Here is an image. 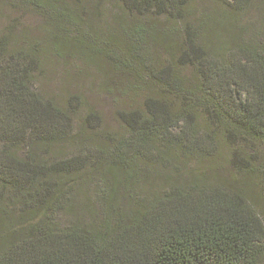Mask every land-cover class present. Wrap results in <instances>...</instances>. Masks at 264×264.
Returning a JSON list of instances; mask_svg holds the SVG:
<instances>
[{"label":"trees","instance_id":"trees-1","mask_svg":"<svg viewBox=\"0 0 264 264\" xmlns=\"http://www.w3.org/2000/svg\"><path fill=\"white\" fill-rule=\"evenodd\" d=\"M102 1L0 0L155 89L118 112L122 133L93 113L76 128L74 100L33 88L36 42L0 32V264H264V22L241 38L263 0L214 15L207 0H115L128 22L99 39Z\"/></svg>","mask_w":264,"mask_h":264},{"label":"rangeland","instance_id":"rangeland-1","mask_svg":"<svg viewBox=\"0 0 264 264\" xmlns=\"http://www.w3.org/2000/svg\"><path fill=\"white\" fill-rule=\"evenodd\" d=\"M82 2L86 3L90 0H82ZM116 3L118 2L115 0H104L94 9H92L93 5L88 7L91 11H98L91 25L99 39H105L110 32L116 35V29L119 27L117 23L123 17L125 19L123 21L128 22L127 15ZM230 3L231 0H207L203 5V11L208 15L221 13L230 10ZM260 5V13L263 15L251 9L242 17L243 22L249 25L241 37L246 41H254L264 22V0ZM115 13L122 17L113 22L112 15ZM159 21L164 26H168L163 17ZM2 31L12 44L22 45L24 41L36 42L39 71L34 77L33 88L46 97H53L60 104L67 103L70 99L74 100L77 103V112L74 115L76 128L83 125V119L93 113L99 118V120L96 118L94 123L99 131L122 133L117 118L118 112L141 108L143 98L147 94L155 93V89L142 75L141 67L127 71L107 60L100 48H96L91 53L70 46L64 41L53 42L48 35L50 33L52 35L54 30L52 31L49 22L38 14L28 13L26 10L1 14L0 10V32ZM92 46L94 47L95 44ZM146 48L156 57L161 56V49L157 43L149 41ZM183 72L188 73L185 70ZM74 153L72 149H68L63 151L62 156H70ZM228 153L227 149L223 151L224 156ZM219 163L224 169H229L225 165L224 157ZM94 190L92 186V211H96Z\"/></svg>","mask_w":264,"mask_h":264}]
</instances>
